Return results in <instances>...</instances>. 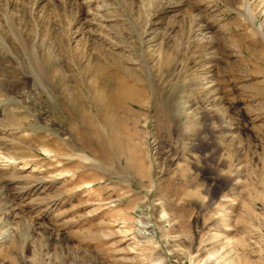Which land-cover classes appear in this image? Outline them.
<instances>
[{
    "label": "rangeland",
    "instance_id": "1",
    "mask_svg": "<svg viewBox=\"0 0 264 264\" xmlns=\"http://www.w3.org/2000/svg\"><path fill=\"white\" fill-rule=\"evenodd\" d=\"M0 38V264H264V0H0Z\"/></svg>",
    "mask_w": 264,
    "mask_h": 264
},
{
    "label": "bare ground",
    "instance_id": "2",
    "mask_svg": "<svg viewBox=\"0 0 264 264\" xmlns=\"http://www.w3.org/2000/svg\"><path fill=\"white\" fill-rule=\"evenodd\" d=\"M13 32V31H12ZM1 39V38H0ZM2 49H3V42H1V40H0V54L2 53ZM30 59H31V63L33 64V57H32V55H31V53H30ZM35 76L34 77H36V75H37V72H34L33 73ZM36 78H38V77H36ZM114 79V78H113ZM116 82V84H121V80H115ZM126 97V96H125ZM79 117H80V119H81V121L82 122H84L86 125H87V131L88 132H90L91 134H93L94 136H95V138H97L96 136H98V133H99V131H98V129H97V127L95 126V125H93V123H91V121H88V119L86 120V118L84 119V121H83V119H82V115H81V113H79ZM92 135V136H93ZM86 159V158H85ZM208 250V249H207ZM223 253H224V255H226V249L223 251ZM182 254V253H181ZM223 256V255H222ZM220 257V258H223V257ZM227 256V255H226ZM188 257L189 258H191V259H193V264H194V262H196L197 261V259H198V256H197V258L195 259L194 257H193V255H191L190 253H188ZM163 261V259H162V257H159V259L157 260V262L158 263H160V262H162ZM221 261H218V258H215L214 260H210V257L208 256L207 258H205L204 259V261H203V263L202 264H222V263H220ZM230 264H233L232 262L230 263Z\"/></svg>",
    "mask_w": 264,
    "mask_h": 264
}]
</instances>
